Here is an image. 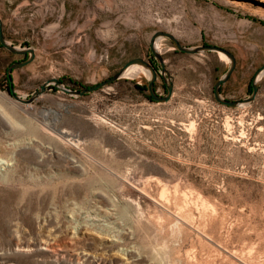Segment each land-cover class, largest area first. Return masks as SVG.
<instances>
[{
  "label": "rangeland",
  "instance_id": "1",
  "mask_svg": "<svg viewBox=\"0 0 264 264\" xmlns=\"http://www.w3.org/2000/svg\"><path fill=\"white\" fill-rule=\"evenodd\" d=\"M0 18L8 42L35 50L12 71L24 98L52 78L83 89L132 58L157 63V31L231 51L226 99L249 96L264 63L261 0H0ZM161 44L165 103L143 72L20 103L7 68L24 56L0 48V264H264V79L252 104L224 105L213 88L230 62Z\"/></svg>",
  "mask_w": 264,
  "mask_h": 264
},
{
  "label": "water",
  "instance_id": "2",
  "mask_svg": "<svg viewBox=\"0 0 264 264\" xmlns=\"http://www.w3.org/2000/svg\"><path fill=\"white\" fill-rule=\"evenodd\" d=\"M159 38L169 39L174 45V48L182 53L200 54L203 52H215L219 54V52H222L228 56V58L230 59V66L227 69V71L216 80L214 84V88H213V94L217 102L233 107V108H240L246 105H250L256 100L260 86H261V82L264 79V63L259 67V69L256 71L255 75L252 78V81H251L252 92L249 96L243 99H239V100L226 99L222 96L221 86H223V84H225L229 80V78L231 77V75L233 74L236 68L237 60H236L235 55L228 49L223 48L218 45L204 44V45H199V46H194V47L185 46L179 41V39L175 35L167 31L155 32L150 42V50L154 58L156 59L157 63L159 64L160 70H157V68L154 66L152 62L147 61L142 57H135L127 61L117 73H115L108 79L103 80L88 88L70 89L66 87L65 84L58 78H52V79L47 80L39 88H37L31 94L30 97L24 98L16 94L14 91L12 71L29 64L35 57V50L32 47H24V46L18 47L8 42L7 39L4 37L3 30H2V19L0 18V43L1 45L5 49H7L9 52L14 53L16 55H22V56H25L27 54L29 55L27 59L16 61L12 63L11 65H9L7 68V75H8L10 84H11L10 93L16 101L20 103H24V104H30L34 102L40 95L44 94L47 91L50 85H54L55 88H59L63 92L68 93L70 95L84 96V95L90 94L94 91L108 87L118 82L122 78H125L124 73L132 65H140L150 72L148 90L153 100L157 102H161V103L168 102L173 97L174 77L172 76V74L170 73L168 69V66L166 65V59L163 53L160 52L156 46V42ZM159 76L163 78L166 89H167V92L164 95L158 94L155 89V82L157 81Z\"/></svg>",
  "mask_w": 264,
  "mask_h": 264
},
{
  "label": "bare ground",
  "instance_id": "3",
  "mask_svg": "<svg viewBox=\"0 0 264 264\" xmlns=\"http://www.w3.org/2000/svg\"><path fill=\"white\" fill-rule=\"evenodd\" d=\"M261 1H264V0H261ZM161 41H162V38H159L156 42V46H157L159 51L162 50ZM219 53H220L219 56L221 57L222 60H224L226 62H230V59L228 58L227 55H225L222 52H219ZM142 72L145 73L147 76H150V72L147 69H145L144 67H142L140 65H132L126 70V72L124 73V77L136 76ZM8 165H9V163L7 160L0 158V169H5V168H7ZM91 219L97 220L95 217H92Z\"/></svg>",
  "mask_w": 264,
  "mask_h": 264
},
{
  "label": "flooded vegetation",
  "instance_id": "4",
  "mask_svg": "<svg viewBox=\"0 0 264 264\" xmlns=\"http://www.w3.org/2000/svg\"><path fill=\"white\" fill-rule=\"evenodd\" d=\"M29 57V55H25L21 60H25ZM157 62V61H156ZM154 66L157 68V70H160L159 65H157V63L153 62ZM159 78H161L163 80V78L161 76H159ZM164 81V80H163ZM165 85V84H164ZM166 87V86H165Z\"/></svg>",
  "mask_w": 264,
  "mask_h": 264
},
{
  "label": "trees",
  "instance_id": "5",
  "mask_svg": "<svg viewBox=\"0 0 264 264\" xmlns=\"http://www.w3.org/2000/svg\"><path fill=\"white\" fill-rule=\"evenodd\" d=\"M1 47H3L1 44H0V48ZM136 87L139 89V90H141V91H144L145 90V88L144 87H141V86H139V85H136ZM252 87V86H251ZM250 87V90H251V92H252V88ZM55 88V87H54ZM221 92H222V86H221ZM251 94V93H250Z\"/></svg>",
  "mask_w": 264,
  "mask_h": 264
},
{
  "label": "crops",
  "instance_id": "6",
  "mask_svg": "<svg viewBox=\"0 0 264 264\" xmlns=\"http://www.w3.org/2000/svg\"><path fill=\"white\" fill-rule=\"evenodd\" d=\"M224 85V84H223Z\"/></svg>",
  "mask_w": 264,
  "mask_h": 264
}]
</instances>
